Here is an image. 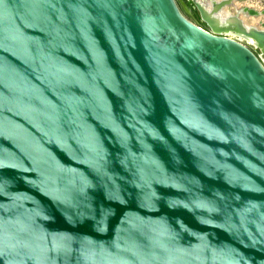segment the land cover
<instances>
[{
    "label": "water",
    "instance_id": "1",
    "mask_svg": "<svg viewBox=\"0 0 264 264\" xmlns=\"http://www.w3.org/2000/svg\"><path fill=\"white\" fill-rule=\"evenodd\" d=\"M0 264H264L263 58L176 0H0Z\"/></svg>",
    "mask_w": 264,
    "mask_h": 264
},
{
    "label": "flooded vegetation",
    "instance_id": "2",
    "mask_svg": "<svg viewBox=\"0 0 264 264\" xmlns=\"http://www.w3.org/2000/svg\"><path fill=\"white\" fill-rule=\"evenodd\" d=\"M183 14L193 21L196 25L207 31L214 33V30L221 31L222 35H226L238 39L253 49L264 61V55L260 49L243 33L235 30L229 21L241 20L244 26L253 25L259 30H264V21L260 20V16L249 13L245 7H253L248 5H237L244 0H176ZM199 3L204 9L208 21L202 17V13L197 5ZM252 9V8H251ZM254 9V8H253ZM258 9V8H256ZM239 10V14H235ZM259 12L264 13V8H259ZM263 15V14H262ZM259 18L257 22H251L253 19Z\"/></svg>",
    "mask_w": 264,
    "mask_h": 264
},
{
    "label": "rangeland",
    "instance_id": "3",
    "mask_svg": "<svg viewBox=\"0 0 264 264\" xmlns=\"http://www.w3.org/2000/svg\"><path fill=\"white\" fill-rule=\"evenodd\" d=\"M248 5V6H253L256 8H264V0H244L241 3H238L237 5ZM259 18L253 19L251 22H257ZM260 20L264 21V14L260 15Z\"/></svg>",
    "mask_w": 264,
    "mask_h": 264
}]
</instances>
